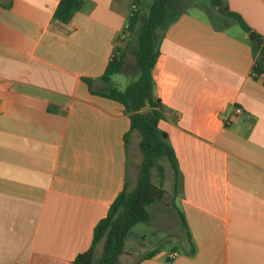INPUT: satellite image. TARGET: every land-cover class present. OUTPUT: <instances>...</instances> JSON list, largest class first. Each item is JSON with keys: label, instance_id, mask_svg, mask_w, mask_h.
I'll return each instance as SVG.
<instances>
[{"label": "crops", "instance_id": "crops-1", "mask_svg": "<svg viewBox=\"0 0 264 264\" xmlns=\"http://www.w3.org/2000/svg\"><path fill=\"white\" fill-rule=\"evenodd\" d=\"M59 1L0 0V264H74L136 182L128 146L136 137L138 147L137 133L126 148L128 117L96 94L116 50L120 74L137 78L135 40L119 41L133 0H82L67 25L53 18ZM201 1L169 8L153 71L158 128L181 175L173 204L190 241L143 260L157 249L141 231L143 246L129 252L131 232L118 264H264V79L251 77L250 35ZM223 2L264 41V0ZM84 79L97 80L93 92Z\"/></svg>", "mask_w": 264, "mask_h": 264}, {"label": "trees", "instance_id": "trees-1", "mask_svg": "<svg viewBox=\"0 0 264 264\" xmlns=\"http://www.w3.org/2000/svg\"><path fill=\"white\" fill-rule=\"evenodd\" d=\"M208 1L212 8L229 17L244 33L250 35L254 56L257 55L251 77L253 80L264 79V41L262 38L253 32L239 15L229 12L223 0ZM170 3L171 0H152L146 15H140L137 12L128 19L131 33L129 38H134L137 46H135L134 53V71L137 73V78L123 90L111 85L112 77L127 73L124 69V50L114 52L102 76L98 78V81L105 84V88L96 94L119 104L123 108L124 115L129 119L130 128L123 137L126 148L131 134H138L141 162L135 186L132 189L127 185L124 186L122 192L109 206L106 216L93 228L88 250L78 254L74 259V264H118L119 258L125 253V243L132 229L136 225L147 224L151 221L152 216L147 208L161 203L166 198V192L162 188L166 178L165 165L172 173L170 198L174 201L179 195L180 170L166 134L158 128L163 113L160 109V100L154 95L153 79V71L159 57V41L169 24ZM83 6L82 0H60L53 18L67 25ZM83 81L92 91V85L97 80L84 79ZM153 175L157 177L156 184L152 182ZM177 215L185 232L186 241L189 242L190 235L184 217L179 212ZM99 247L101 251L97 256L96 252ZM156 253L158 250L151 251L141 259L151 258Z\"/></svg>", "mask_w": 264, "mask_h": 264}, {"label": "rangeland", "instance_id": "rangeland-1", "mask_svg": "<svg viewBox=\"0 0 264 264\" xmlns=\"http://www.w3.org/2000/svg\"><path fill=\"white\" fill-rule=\"evenodd\" d=\"M192 1V0H191ZM195 1V0H193ZM198 3L204 4L203 1L197 0ZM152 0H147L145 4V8L142 11V15H146L149 5H151ZM176 4L179 5L178 0H171L169 8L173 11L176 9ZM191 13L199 14L197 10L188 9ZM241 32V31H239ZM136 46V42H135ZM137 47V46H136ZM134 81L132 77L129 75L119 74L112 77L113 85L116 86L118 89L123 90L129 83ZM138 136V134H136ZM139 139V136H138ZM134 141H130L128 146V168H129V182L132 184L135 182L138 172L139 163L141 161V154L138 150V147L135 146L133 142H135L136 137L133 138ZM139 156V160L135 163V155L134 153ZM166 170V178L163 184V189L166 192V198L158 204L152 205L151 207L147 208V210L151 213V221L147 224H139L136 225L131 232L133 235L128 239V250L131 252L130 246H143V240L136 238L134 234L138 233L141 235V232L145 235V245L147 249H157L160 252H170L171 250L175 249L176 252L182 253V247L186 242L185 232L181 226V222L176 215L175 211H178L175 206L177 204H173V200L170 198L171 196V186L172 185V173L170 168L165 165ZM152 182L154 184L157 183L156 175H153ZM135 184L132 186L134 187ZM172 202V204H171ZM173 205V206H172ZM176 209V210H175ZM142 234V235H143ZM100 247L97 249V256L100 254ZM148 252H145L147 254ZM144 254V255H145ZM119 264H124V259Z\"/></svg>", "mask_w": 264, "mask_h": 264}, {"label": "built area", "instance_id": "built-area-1", "mask_svg": "<svg viewBox=\"0 0 264 264\" xmlns=\"http://www.w3.org/2000/svg\"><path fill=\"white\" fill-rule=\"evenodd\" d=\"M138 2H139V0H133L132 3L130 4L129 11H128V14H127L126 23L124 24L123 29H122V31H121V33L119 35V41L120 42H124V41L128 40L129 37L131 36L130 24H129L128 19L132 18L138 12V10H139ZM240 113H241L240 109H238V108L234 109V114L235 115H239ZM177 257H178V254L176 252H172V253H170L168 255L167 260L169 262H172Z\"/></svg>", "mask_w": 264, "mask_h": 264}]
</instances>
